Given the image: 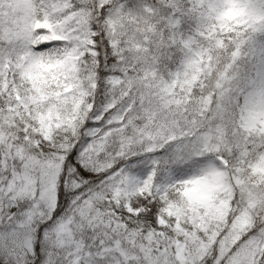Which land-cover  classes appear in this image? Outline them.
Here are the masks:
<instances>
[{"label": "snow or ice", "instance_id": "obj_1", "mask_svg": "<svg viewBox=\"0 0 264 264\" xmlns=\"http://www.w3.org/2000/svg\"><path fill=\"white\" fill-rule=\"evenodd\" d=\"M0 264H264V0H0Z\"/></svg>", "mask_w": 264, "mask_h": 264}]
</instances>
